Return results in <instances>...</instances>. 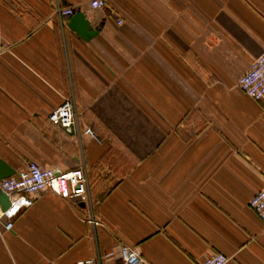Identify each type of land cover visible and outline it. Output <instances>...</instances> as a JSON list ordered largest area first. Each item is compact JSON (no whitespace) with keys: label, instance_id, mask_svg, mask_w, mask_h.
<instances>
[{"label":"crops","instance_id":"crops-1","mask_svg":"<svg viewBox=\"0 0 264 264\" xmlns=\"http://www.w3.org/2000/svg\"><path fill=\"white\" fill-rule=\"evenodd\" d=\"M89 1L0 0V159L83 167L90 198L34 195L0 220V264H117L121 245L139 264H264V101L237 87L264 0ZM58 5L100 30L81 39ZM67 97L79 134L48 120Z\"/></svg>","mask_w":264,"mask_h":264},{"label":"built area","instance_id":"built-area-1","mask_svg":"<svg viewBox=\"0 0 264 264\" xmlns=\"http://www.w3.org/2000/svg\"><path fill=\"white\" fill-rule=\"evenodd\" d=\"M166 2L167 0H159ZM93 9L103 7L105 0H90ZM57 11L60 17L72 16L75 8L58 5ZM122 20L117 18V23ZM237 87L244 94L257 101H264V52L258 55L250 64L249 69L243 73L237 81ZM48 120L59 125L66 132L76 131L80 133L75 110V102L72 97H67L48 114ZM83 133L93 135L91 128L86 127ZM0 188L9 197V206L2 210L0 208V220L6 219L5 229L11 228L10 219L23 208L33 204V196L50 191L64 199H76L85 204L90 201L89 183L83 167H75L70 170H56L44 167L36 161H29L18 174L5 177L0 180ZM249 206L257 215L264 226V186L259 189L249 200ZM89 222L95 223L92 217ZM118 256L117 264H139L142 258L135 249L124 245L118 247L117 251H110L107 257ZM228 257L217 252L206 257L199 264H225ZM76 264H99V259L90 257L78 261Z\"/></svg>","mask_w":264,"mask_h":264},{"label":"water","instance_id":"water-1","mask_svg":"<svg viewBox=\"0 0 264 264\" xmlns=\"http://www.w3.org/2000/svg\"><path fill=\"white\" fill-rule=\"evenodd\" d=\"M67 27L73 30L81 39L89 40L100 30L99 26H93L90 20L81 10L74 11L73 15L67 23ZM18 172L9 166L4 160L0 159V180ZM10 204L9 197L0 188V207L6 209Z\"/></svg>","mask_w":264,"mask_h":264}]
</instances>
